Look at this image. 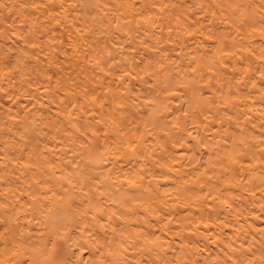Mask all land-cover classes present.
<instances>
[{"label": "bare ground", "instance_id": "1", "mask_svg": "<svg viewBox=\"0 0 264 264\" xmlns=\"http://www.w3.org/2000/svg\"><path fill=\"white\" fill-rule=\"evenodd\" d=\"M0 264H264V0H0Z\"/></svg>", "mask_w": 264, "mask_h": 264}]
</instances>
